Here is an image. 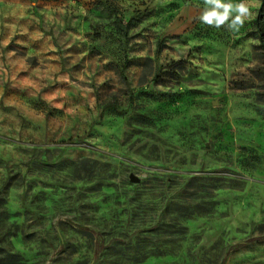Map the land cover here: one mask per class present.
Wrapping results in <instances>:
<instances>
[{
	"label": "rangeland",
	"instance_id": "obj_1",
	"mask_svg": "<svg viewBox=\"0 0 264 264\" xmlns=\"http://www.w3.org/2000/svg\"><path fill=\"white\" fill-rule=\"evenodd\" d=\"M245 2L233 32L204 0H0V264H264Z\"/></svg>",
	"mask_w": 264,
	"mask_h": 264
},
{
	"label": "clouds",
	"instance_id": "obj_2",
	"mask_svg": "<svg viewBox=\"0 0 264 264\" xmlns=\"http://www.w3.org/2000/svg\"><path fill=\"white\" fill-rule=\"evenodd\" d=\"M204 3L207 7L199 19L209 26L220 28L227 23L229 30L238 32L246 20L255 18L245 0L238 4L226 3L224 0H204ZM233 13H235L234 16Z\"/></svg>",
	"mask_w": 264,
	"mask_h": 264
},
{
	"label": "trees",
	"instance_id": "obj_3",
	"mask_svg": "<svg viewBox=\"0 0 264 264\" xmlns=\"http://www.w3.org/2000/svg\"><path fill=\"white\" fill-rule=\"evenodd\" d=\"M257 28H258V31L260 34V45H261L262 49L264 50V4L262 6V9L260 11V15H259L258 20H257Z\"/></svg>",
	"mask_w": 264,
	"mask_h": 264
}]
</instances>
